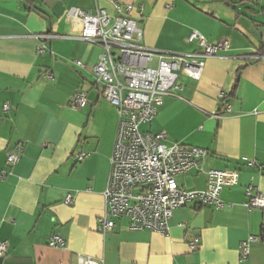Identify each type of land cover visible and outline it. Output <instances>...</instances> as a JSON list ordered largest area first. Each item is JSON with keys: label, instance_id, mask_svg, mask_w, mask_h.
Returning <instances> with one entry per match:
<instances>
[{"label": "crops", "instance_id": "0c3cea01", "mask_svg": "<svg viewBox=\"0 0 264 264\" xmlns=\"http://www.w3.org/2000/svg\"><path fill=\"white\" fill-rule=\"evenodd\" d=\"M123 1L142 9L132 16L143 21L147 48L191 54L199 49L188 42L194 31L211 43L229 40L230 49L208 59L199 80L180 75L182 90L166 97L141 131L165 133L166 146L209 152L198 168L177 176L185 190H205L211 169L238 170V185L222 194L230 206L175 210L167 235L131 230L126 218L100 234L118 114L94 73L102 49L81 38L66 12L100 8L114 15V6L110 0H0V175L7 173L0 178V242L8 244L0 264H79L80 256L100 264H264V242H252L246 258L240 252L242 242L261 237L264 224V210L245 205L246 188L264 194L263 0ZM41 35L52 36L43 55ZM78 90L88 99L80 110L70 106ZM19 147L23 153L11 166L7 157ZM80 152L87 155L79 162ZM68 194L72 206L65 205ZM55 235L63 247L49 245ZM194 240L199 248L192 251Z\"/></svg>", "mask_w": 264, "mask_h": 264}, {"label": "built area", "instance_id": "2783aa9c", "mask_svg": "<svg viewBox=\"0 0 264 264\" xmlns=\"http://www.w3.org/2000/svg\"><path fill=\"white\" fill-rule=\"evenodd\" d=\"M115 14L97 8L84 11L70 8L66 18L79 27L81 38L102 49L99 61L94 67L96 81L101 93L117 111L118 125L115 135L111 168L106 190L103 193L105 212L98 221V232L106 235L116 228L115 219L126 218L129 228L134 231H153L164 235L169 232V221L175 210L189 204L198 207H213L216 210L230 206L223 200L226 189L239 183L238 170L208 171V186L205 190L188 191L179 186L176 178L205 161L209 152L201 147L183 143L171 146L164 144L165 133L152 135L141 131V125L152 122L158 115L166 97L175 96L182 90L179 77L184 74L199 80L208 59L218 57L230 49L228 39L216 43L209 42L199 32H192L189 43H196L198 51L191 54H169L156 51L143 45L144 27L141 18L132 13L140 7L127 4L123 0H110ZM50 35L37 36L40 45L38 54H44ZM77 67L85 64L75 61ZM220 99L227 103V94L222 92ZM88 99L84 90H78L71 98L73 109H83ZM10 106H5L9 111ZM228 111L230 107L228 105ZM220 115H217L219 118ZM23 153L21 147L9 154L7 163L15 165ZM85 152L76 155L83 161ZM248 161V160H245ZM250 165H256L248 161ZM7 173L0 175L6 178ZM249 209L264 210V194L250 186L246 188ZM74 196L68 194L65 205L72 206ZM264 242V224L260 238L250 237L242 242L240 252L244 258L249 254L252 242ZM51 247H63L64 240L53 236ZM195 251L199 241L190 243ZM8 254V244L0 242V259ZM79 264H100L98 260L80 256Z\"/></svg>", "mask_w": 264, "mask_h": 264}, {"label": "trees", "instance_id": "16d2710c", "mask_svg": "<svg viewBox=\"0 0 264 264\" xmlns=\"http://www.w3.org/2000/svg\"><path fill=\"white\" fill-rule=\"evenodd\" d=\"M250 1L255 2V1H261V0H250ZM262 10L264 11V8L263 7H262Z\"/></svg>", "mask_w": 264, "mask_h": 264}, {"label": "rangeland", "instance_id": "374dc122", "mask_svg": "<svg viewBox=\"0 0 264 264\" xmlns=\"http://www.w3.org/2000/svg\"><path fill=\"white\" fill-rule=\"evenodd\" d=\"M262 3H263V7H264V0H263V2H262ZM260 7H261V6H260Z\"/></svg>", "mask_w": 264, "mask_h": 264}]
</instances>
